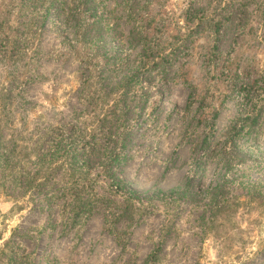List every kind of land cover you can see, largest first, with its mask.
I'll return each mask as SVG.
<instances>
[{"label":"rangeland","instance_id":"obj_1","mask_svg":"<svg viewBox=\"0 0 264 264\" xmlns=\"http://www.w3.org/2000/svg\"><path fill=\"white\" fill-rule=\"evenodd\" d=\"M261 77L264 0H0V264H264Z\"/></svg>","mask_w":264,"mask_h":264},{"label":"trees","instance_id":"obj_2","mask_svg":"<svg viewBox=\"0 0 264 264\" xmlns=\"http://www.w3.org/2000/svg\"><path fill=\"white\" fill-rule=\"evenodd\" d=\"M217 22H219V21H217ZM218 24H220V23H218ZM218 30L219 29H216V31H218ZM259 82H260V85H258ZM248 87H249L250 90L256 89V91H258L259 88L262 89V87H264V77H261L260 80H255L253 82V84L252 85H248ZM246 96H248V95H246ZM0 98L1 99H6V95L2 94V96ZM257 123H258V114L256 115V117H254L253 121L250 124H240L239 125V122L236 121L235 125L231 129L234 130L235 132H240L242 129H244V128H246V126H248L247 130L251 131V130L254 129V127L256 126Z\"/></svg>","mask_w":264,"mask_h":264}]
</instances>
